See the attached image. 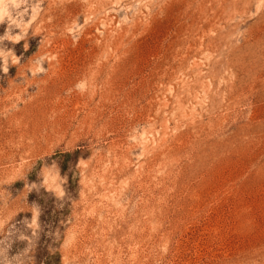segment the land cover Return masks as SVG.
<instances>
[{
    "label": "rangeland",
    "instance_id": "1",
    "mask_svg": "<svg viewBox=\"0 0 264 264\" xmlns=\"http://www.w3.org/2000/svg\"><path fill=\"white\" fill-rule=\"evenodd\" d=\"M0 264H264V0H0Z\"/></svg>",
    "mask_w": 264,
    "mask_h": 264
}]
</instances>
